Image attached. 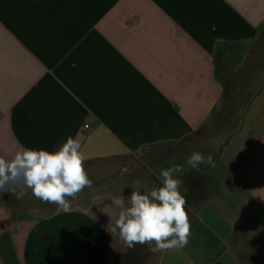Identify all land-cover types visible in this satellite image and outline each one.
<instances>
[{
    "label": "crops",
    "instance_id": "obj_1",
    "mask_svg": "<svg viewBox=\"0 0 264 264\" xmlns=\"http://www.w3.org/2000/svg\"><path fill=\"white\" fill-rule=\"evenodd\" d=\"M245 67L264 74V0H0V156L55 151L69 135L85 163L183 145L209 131L226 79ZM239 116L212 137L229 153L204 154L214 166H201L199 188L188 165L177 174L187 246L129 249L109 232L113 197L137 180L142 192L159 186L170 163L157 156L81 208L34 216L0 204V264H264V102Z\"/></svg>",
    "mask_w": 264,
    "mask_h": 264
},
{
    "label": "clouds",
    "instance_id": "obj_2",
    "mask_svg": "<svg viewBox=\"0 0 264 264\" xmlns=\"http://www.w3.org/2000/svg\"><path fill=\"white\" fill-rule=\"evenodd\" d=\"M87 159L79 138L71 135L55 151L21 147L11 158L0 156V193L19 189L17 194L22 196L31 190L38 200L67 212L71 200L93 184L84 166ZM185 164L197 172L202 165L214 166L210 154L193 151L184 164L160 166L159 186L142 192L137 180L130 195L121 192L113 197L119 212L110 231L107 229L110 234L129 249L142 245L161 252L187 246L191 224L181 191L183 181L177 175L184 173Z\"/></svg>",
    "mask_w": 264,
    "mask_h": 264
},
{
    "label": "rangeland",
    "instance_id": "obj_3",
    "mask_svg": "<svg viewBox=\"0 0 264 264\" xmlns=\"http://www.w3.org/2000/svg\"><path fill=\"white\" fill-rule=\"evenodd\" d=\"M248 67L241 68V73L236 70L234 75L230 77L229 81L226 79L225 86L227 93L225 100L221 104L223 111L218 119L213 121L210 129H208L209 131H206L203 135L199 133L197 137L183 145L149 149L132 158L93 160L85 163L84 166L89 174V178L93 181V184L90 188H85L76 199L71 200L70 208L87 206L95 196L109 191L111 187H121L122 182L127 178L123 179L121 174L124 173L125 175H128V173L142 170L145 166H150L156 163L159 160H157V156H164V158H162V163L164 164L177 163L178 159L176 158L180 159L181 157H186V155L193 151L206 154V152H211L214 149H217L213 148L214 142L212 137L216 136V138H220V136L225 137L226 135H231L233 131L231 130L230 132H227L229 131L228 127L232 128V126H237L240 123L239 112L242 111L241 119L244 120V122H248L249 116L247 115L249 110L260 106L261 103L264 102V74H262L263 76L259 74L250 76L251 70ZM236 69H238V67ZM219 70L220 69L217 68L218 72ZM263 70L264 68H259L258 71L261 72ZM223 142L226 141L224 140ZM194 145L196 148H193ZM220 149H217L215 155H220L223 150V154L226 156L228 155L230 148L223 149L222 147V149ZM187 168L189 167L187 166ZM190 169L191 168H189V170ZM213 171L214 170H212V172ZM188 174L189 178L193 177L194 186L199 188L202 182L201 172L191 169ZM114 181L117 182L115 183ZM18 192L19 189L16 191L0 193V204L12 207L14 204L24 203L28 215L33 214L34 216L48 215L55 211L62 210V208L57 207L55 204L45 203L38 200L31 194V190H28L27 193L22 196H18Z\"/></svg>",
    "mask_w": 264,
    "mask_h": 264
},
{
    "label": "built area",
    "instance_id": "obj_4",
    "mask_svg": "<svg viewBox=\"0 0 264 264\" xmlns=\"http://www.w3.org/2000/svg\"><path fill=\"white\" fill-rule=\"evenodd\" d=\"M85 127L88 128V125H86Z\"/></svg>",
    "mask_w": 264,
    "mask_h": 264
}]
</instances>
